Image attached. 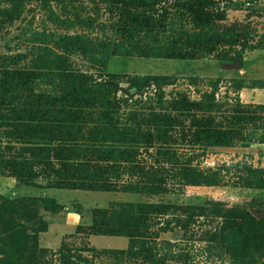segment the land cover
Instances as JSON below:
<instances>
[{
	"label": "rangeland",
	"instance_id": "obj_1",
	"mask_svg": "<svg viewBox=\"0 0 264 264\" xmlns=\"http://www.w3.org/2000/svg\"><path fill=\"white\" fill-rule=\"evenodd\" d=\"M113 1L112 7H119L120 1L141 9L151 5L152 18L159 20L153 21L155 35L141 33L137 36L142 44L162 46L174 39L190 44L192 40H186L184 31H193L198 27L191 17L192 13L186 9L188 5L185 3L189 0ZM11 4L10 0H0V63H3L2 55L7 53H31L33 37L38 32L42 33L39 35L42 41L45 40L50 45H53L50 37L54 33H82L89 35L94 43L104 40L107 43L112 41L113 45L122 41L115 31L119 27L115 24L118 15L111 14L107 0H22L12 14L1 11V8H9ZM194 5H205V10L214 15L213 18H208L203 12L205 22L199 26L202 37L198 42L203 46L215 45L204 57L167 58L152 54H111L101 63L75 54L66 62H56V65L83 71L93 75L96 80L114 79L119 83L118 97L125 101L129 99L128 104L120 101V121L125 123L129 120L133 123L141 138L145 130H155L147 122L151 110L159 111L161 115L172 111L171 106L163 102L173 95L187 94L192 100H200L215 93L216 99L222 104L214 112L218 115L217 119L234 113L232 101L237 97L243 103L264 104V0H198V4ZM224 11L226 16L222 20L218 15ZM172 18L174 24L171 23ZM196 19L202 21L201 17ZM223 33L228 34L233 42L225 44L222 40L219 44L218 40ZM238 53L242 56L236 62L232 58L237 57ZM34 56L28 54L27 58L20 59L14 66H31ZM144 74L167 75L170 79L167 84H152L147 87L144 82L137 83L133 78ZM130 109L137 111V116L133 119L127 116ZM178 112H171V117H178L177 126L169 132L173 136L169 138L170 143L166 144V148L174 149L179 161L178 165L165 163L167 171L162 175L165 179L162 191L142 193L124 190L123 186L132 181L129 177L133 176L123 174L120 179H112L117 185L115 190L72 193V197L68 196L64 200L68 202L70 209L82 215L84 224H80L82 228L75 233L66 235L55 248L42 245V232L39 228L42 220L49 222L48 219L54 213L63 210V205L45 194L44 188L53 186H50L52 181L49 178L38 176L41 165L35 166V174L21 177L9 174L10 168H13L7 167V163L2 162L3 159H32L33 152L24 150V147L30 146L25 139L19 138V135L12 137L6 134L10 125L0 128V264H143L141 258L124 255L121 250L91 246L87 239L88 229L85 227L90 226L95 217L102 218L101 214L95 215L93 211L117 207L123 202L167 203L180 207L174 212L175 216L171 218L172 222L165 231L159 230L155 234L159 237L156 243L158 248L163 247V240L176 243L169 246L170 255L188 252L193 264H238L234 262L229 247L223 241L221 227L224 220L216 216V213L218 210L224 212L230 207L238 209L239 213L247 211L258 219V213H264V188L248 185L249 181L256 180V176L264 177V171L261 175L251 171L264 168V142L255 141L254 138L248 140L250 136H247L255 131L264 133V119L261 126L246 124L243 132L248 138L245 140H235L230 146L205 149L193 141L194 137L188 135L183 138L182 128L190 126L191 120L185 119V115H178ZM195 112L197 115L203 114L202 110ZM258 112L264 117V109H259ZM0 113H8V110L0 107ZM91 125L88 123L84 131ZM29 141L42 140L34 136ZM158 147L156 143L151 148L140 146L135 160L146 167L159 166L154 164ZM189 159H192V166L199 167L207 174L218 172L219 183L189 184L187 180L179 179L181 176L174 177ZM62 175L66 179L71 173L62 172ZM186 207L190 208L183 212ZM200 211L204 215L192 216V213ZM178 219L183 221L181 225ZM184 223H188V226H183ZM160 226L161 224H156L154 228L158 229ZM103 244L114 245L107 240ZM92 247L95 250H82ZM245 253L243 264H264V235L254 242H247ZM165 264L184 263L170 257Z\"/></svg>",
	"mask_w": 264,
	"mask_h": 264
},
{
	"label": "trees",
	"instance_id": "obj_2",
	"mask_svg": "<svg viewBox=\"0 0 264 264\" xmlns=\"http://www.w3.org/2000/svg\"><path fill=\"white\" fill-rule=\"evenodd\" d=\"M21 1L10 0L12 3L10 7L1 8V11L12 14ZM107 2L110 4L111 14L118 15L115 24L119 27L115 31L122 38L120 43L112 45V41L107 43L104 40L94 43L89 35L82 33H54V36L50 37L53 45H50L44 39L42 41L39 36L42 33L38 32L33 37L31 53L17 52L2 55L0 107L6 108L8 113H0V128L10 125V129L5 131L6 134L12 137L19 135V138L25 139L30 146L24 147V150L33 152L32 159L27 157L3 159L2 162L7 163V167L13 168L9 170L10 175L21 177L35 174V166L41 165V173L37 171L38 176L49 178L52 181L50 186L115 190L117 185L112 179L117 180L122 178L123 174H129L133 176L129 177L132 181L123 186L124 190L159 193L165 183L162 177L167 171L165 163L178 165L179 161L175 150L166 148V144L170 143L169 138L173 136L169 132L177 126L178 117H171V112L174 111H179L178 115H185V119L191 120L190 126L182 128L183 138L190 135L194 137V142L205 149L212 146H230L235 140H245L247 136H250V138L247 137L248 140L254 138L255 141L264 142V133L260 131L247 136L243 132L246 124L262 125L264 117L258 110L264 109V104L243 103L237 97L232 101L234 113L217 119L218 115L214 112L219 110L222 104L216 99L215 93L200 100H192L187 94L173 95L171 99L163 102L168 103L172 111L161 115L159 111L151 110L147 122L155 130H145L141 138V134L137 132V127L133 123L129 120L125 123L120 121V101L125 100L118 97L119 83L114 79L96 80L93 75L83 71L72 70L65 65H56V62H66L75 54H81L90 58L89 60L101 63L111 54L201 58L215 47L214 44L203 46L198 42L202 37L199 31V26L204 21L202 14L205 13L208 18L214 17L205 10V5H194L198 4V0H189L185 3L188 5L186 9L192 13L191 17L198 26L193 31H184L186 40H192L190 44L174 39L162 46L142 44L137 40V36L141 33L155 35L152 28L153 21L159 19L152 18L151 5L141 9L127 2L117 1L119 7H112L113 0H107ZM225 16V11L220 12L218 18L223 20ZM196 17H201L202 21H198ZM171 23H175L173 18ZM222 40L226 42L225 44L233 42L229 35L224 33L218 40L219 44ZM28 54L35 55L31 66H14L20 59L27 58ZM100 55L102 57H99ZM241 56V53H238V56L232 59L238 62ZM133 78L137 83L144 82L147 87L152 84H167V80L170 79L167 75L155 74L135 75ZM128 100L125 101L127 104ZM87 109L91 110L87 111ZM195 110H202L203 114L197 115ZM98 113L101 114L96 115ZM127 116L133 119L137 116V111L130 109ZM160 118L163 120L160 121ZM88 123L92 125L84 131ZM34 136H38L42 141H29ZM155 143L159 147L154 164L157 163L159 166L146 167L135 160L140 146L151 148ZM191 163L192 159H189L182 165L181 171H177L173 176H181L179 179L187 180L189 184L216 185L219 183L218 172L213 171L207 174L199 167L192 166ZM67 171L71 175L65 179L62 172ZM251 171L261 175L264 168L251 169ZM56 178L60 180H52ZM255 178L256 180L249 181L248 185L264 188V177L256 176ZM52 200L55 201V199ZM178 208L180 207L167 203L123 202L117 207L95 209L94 214H101L102 218L97 219L94 216L91 225L85 228L88 229L87 235L128 237L127 249L120 252L141 258L143 264H165L170 257L184 264L188 262L193 264L188 252L171 255L170 251L168 253V250H171L169 246H173L175 242L163 240L162 248L156 245L159 237L155 234H158L159 230L165 231ZM189 208L186 207L182 211L186 212ZM197 215L202 216L204 213L202 211L192 213V216ZM216 216L224 220L221 227L222 238L225 245L229 247L234 262L243 264L247 242H254L264 235V217L258 219L247 211L239 213L234 207L227 208L224 212L218 210ZM182 222L178 219L179 225ZM156 224L161 226L155 229ZM183 226H188V223H184ZM81 228L82 225L77 227L78 230ZM47 229L48 222L42 220L39 231L44 232ZM166 248L167 251H164ZM82 250H95V248Z\"/></svg>",
	"mask_w": 264,
	"mask_h": 264
},
{
	"label": "crops",
	"instance_id": "obj_3",
	"mask_svg": "<svg viewBox=\"0 0 264 264\" xmlns=\"http://www.w3.org/2000/svg\"><path fill=\"white\" fill-rule=\"evenodd\" d=\"M44 190L46 192L45 194L55 198L59 204L63 205V210L54 213V216L48 219V229L42 232L41 235V243L43 246L55 248L58 242H62L65 239L66 235L69 233H75L78 225L84 224L82 215L79 212L70 209L68 202L64 199L68 196L72 197V193L74 192L87 190L55 187L44 188ZM87 239L89 240L90 245L96 248L108 247L117 250H125L129 244V238L126 236L90 234ZM102 240L104 242L107 240L114 245L105 246Z\"/></svg>",
	"mask_w": 264,
	"mask_h": 264
},
{
	"label": "water",
	"instance_id": "obj_4",
	"mask_svg": "<svg viewBox=\"0 0 264 264\" xmlns=\"http://www.w3.org/2000/svg\"><path fill=\"white\" fill-rule=\"evenodd\" d=\"M258 217H260V218H261V217H264V213H261V212L258 213Z\"/></svg>",
	"mask_w": 264,
	"mask_h": 264
}]
</instances>
